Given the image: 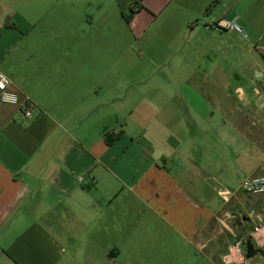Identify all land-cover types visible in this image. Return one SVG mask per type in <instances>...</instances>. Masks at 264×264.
I'll use <instances>...</instances> for the list:
<instances>
[{"label": "crops", "instance_id": "crops-1", "mask_svg": "<svg viewBox=\"0 0 264 264\" xmlns=\"http://www.w3.org/2000/svg\"><path fill=\"white\" fill-rule=\"evenodd\" d=\"M263 40L264 0H0L35 105L0 103V264H223L264 226Z\"/></svg>", "mask_w": 264, "mask_h": 264}, {"label": "built area", "instance_id": "built-area-1", "mask_svg": "<svg viewBox=\"0 0 264 264\" xmlns=\"http://www.w3.org/2000/svg\"><path fill=\"white\" fill-rule=\"evenodd\" d=\"M133 10L137 13L139 8L133 7ZM210 27L220 33L224 31H233L246 37L244 30L235 21H220L217 24H210ZM257 48L264 59V42L260 47L257 46ZM0 84L3 85V87L0 88V103L17 107L27 120H32L35 111L34 103L29 98H22L19 94L14 92L12 80L2 72H0ZM241 191L251 196L264 195V177H250L245 179L241 183ZM225 195L226 194L222 195L224 201L229 203V197L231 195L229 194L228 197ZM262 233H264V226L257 225L249 238L260 249H264V240L260 238ZM246 242V237L236 238L235 242L230 247L228 254L223 258V264H247Z\"/></svg>", "mask_w": 264, "mask_h": 264}, {"label": "rangeland", "instance_id": "rangeland-1", "mask_svg": "<svg viewBox=\"0 0 264 264\" xmlns=\"http://www.w3.org/2000/svg\"><path fill=\"white\" fill-rule=\"evenodd\" d=\"M128 12V11H127ZM127 18H130L131 16H132V14L130 13V11L127 13ZM136 16V15H135ZM154 18L152 19V22H153V24H154ZM128 25V24H127ZM119 29V28H118ZM127 29V30H126ZM124 28V29H122V33H121V36L122 37H130V39H131V35H130V30L128 29V27L127 28ZM153 39H154V30H153V28H152V26H150L149 28H148V31L146 32V34H145V40L147 41V43L150 45V47L152 48V49H155L156 48V50L157 49H162V46L160 47V44H159V42L155 39V42H154V45H152L153 44ZM264 42V40L263 41H261V43L260 44H258V47H260L261 45H262V43ZM155 44H156V47L155 48H153L154 46H155ZM159 49V50H160ZM258 49V48H257ZM154 52H156L155 50H154ZM260 52V51H259ZM155 80H159V81H161V82H163V80H164V76L163 75H160V77H156V75L154 74V77H153V79H152V83H153V81L155 82ZM165 80H167L166 79V77H165ZM151 83V84H152Z\"/></svg>", "mask_w": 264, "mask_h": 264}, {"label": "water", "instance_id": "water-1", "mask_svg": "<svg viewBox=\"0 0 264 264\" xmlns=\"http://www.w3.org/2000/svg\"><path fill=\"white\" fill-rule=\"evenodd\" d=\"M245 247L247 264H255V260L258 256L264 258V249H256L251 239L247 240Z\"/></svg>", "mask_w": 264, "mask_h": 264}, {"label": "trees", "instance_id": "trees-1", "mask_svg": "<svg viewBox=\"0 0 264 264\" xmlns=\"http://www.w3.org/2000/svg\"><path fill=\"white\" fill-rule=\"evenodd\" d=\"M130 12L132 13V15L136 14L133 10V8H131ZM132 18V16L130 17V19ZM106 139H107V144L108 145H112L113 142L115 141V138H111L110 139V136L109 135H106Z\"/></svg>", "mask_w": 264, "mask_h": 264}, {"label": "snow or ice", "instance_id": "snow-or-ice-1", "mask_svg": "<svg viewBox=\"0 0 264 264\" xmlns=\"http://www.w3.org/2000/svg\"><path fill=\"white\" fill-rule=\"evenodd\" d=\"M3 87V85L2 84H0V88H2Z\"/></svg>", "mask_w": 264, "mask_h": 264}]
</instances>
